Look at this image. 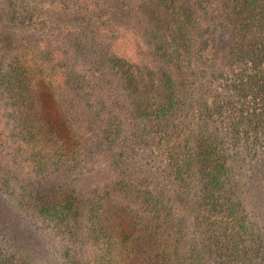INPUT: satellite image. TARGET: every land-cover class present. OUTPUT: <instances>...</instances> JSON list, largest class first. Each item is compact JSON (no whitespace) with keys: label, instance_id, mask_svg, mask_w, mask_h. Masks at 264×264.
I'll list each match as a JSON object with an SVG mask.
<instances>
[{"label":"trees","instance_id":"1","mask_svg":"<svg viewBox=\"0 0 264 264\" xmlns=\"http://www.w3.org/2000/svg\"><path fill=\"white\" fill-rule=\"evenodd\" d=\"M116 1L0 0V195L61 264H264V0Z\"/></svg>","mask_w":264,"mask_h":264},{"label":"rangeland","instance_id":"2","mask_svg":"<svg viewBox=\"0 0 264 264\" xmlns=\"http://www.w3.org/2000/svg\"><path fill=\"white\" fill-rule=\"evenodd\" d=\"M123 1H116L114 17L124 21L130 11ZM130 16V15H129ZM40 38L23 32L8 31L0 34V52L30 51L40 44ZM261 216V212H259ZM5 227L17 240V248L24 255L35 258L37 264H61L59 240L41 232L32 217L23 213L7 198L0 195V225ZM15 224V225H14ZM12 226V227H11ZM10 227V228H9ZM20 232V233H19ZM8 233V232H6ZM3 235H10L9 233ZM1 238V237H0Z\"/></svg>","mask_w":264,"mask_h":264}]
</instances>
